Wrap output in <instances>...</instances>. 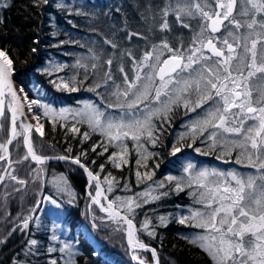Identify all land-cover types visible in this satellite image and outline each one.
Wrapping results in <instances>:
<instances>
[{
	"label": "trees",
	"instance_id": "trees-1",
	"mask_svg": "<svg viewBox=\"0 0 264 264\" xmlns=\"http://www.w3.org/2000/svg\"><path fill=\"white\" fill-rule=\"evenodd\" d=\"M169 3L170 0H48L44 4L39 0H0V50H4L12 59V80L20 89L23 88V94L29 100L38 99L42 103L58 107L75 106L80 100L86 99L99 108H104L115 103L111 97L112 82H108L107 90L101 87L96 91H88V88L98 82L103 83L102 77L107 69L104 62L107 59L113 60V79L120 84L122 74L118 69L121 65L132 75L131 61L124 54L125 50L130 49L139 58L145 50L163 39L173 48L178 47L182 39L187 47L192 32L182 28L173 14L167 17L170 30L160 31L162 9ZM236 18L243 19L240 16ZM185 22L191 25L192 30H199L198 18H185ZM129 33H139L144 39L137 36L128 39ZM223 34V29L221 33H217L218 36ZM105 40L112 41L117 47L106 44ZM93 54L99 59L92 60ZM77 61L88 65L86 74L84 68L77 66ZM93 63L97 64L95 70L91 68ZM57 65L63 66L61 71H53ZM49 71H52L51 75ZM73 77L75 81L72 80ZM61 78L79 90H57L52 81L59 82ZM206 107L208 104L195 112L186 111L182 106L174 108L169 121L155 133L159 137L156 146L146 143L148 151L158 155L149 158L147 168L140 167L139 171H153L155 175L151 181L137 182L135 162L138 156L131 140L126 141L130 150L126 157L129 163L117 169L106 159L117 149L109 147L103 156L97 154L102 148H97L96 152L91 150V146L104 141V137L91 132L86 123H77V120L70 118H57L53 130L50 118L45 117L43 109L35 105L33 111L42 117L44 136L41 138L33 130L30 134L32 146L43 157H75L82 151L86 152L87 158L81 157V160L90 170L98 173L102 180L111 172L119 181V184L114 182L112 192L104 193L109 200L129 196L140 200L138 193L149 189V186L155 187L154 182L163 181L166 188L157 191H167L169 194L156 202L136 208L130 214L139 229V241L155 249L159 264H212L206 252L180 236L181 231L193 228L177 222L178 214L192 205L191 188L185 187L184 191L177 193L171 190L172 184L166 180L169 175L186 176L183 167L187 162L195 166L204 164L221 169L231 168L241 174L243 170L250 169L235 162V153L217 158L220 148L210 149L211 142H202L204 137L196 138L194 144L190 138L177 143L180 131L187 128L186 125L192 122L194 116ZM5 111L6 117L0 120V143H5L9 130V113L6 108ZM154 123L159 128L161 121L154 118ZM74 124L80 129V133L88 131L91 138L81 142V135L70 131ZM174 144L181 147V151L175 156L171 155ZM69 147L72 149L71 153L67 151ZM197 148L200 149L199 152L196 151ZM0 153L2 156L3 152ZM25 155L23 137L20 135L9 145L8 160H0V175H4L7 169L27 181L26 185H19L5 176L3 183H0V264H51L52 260L57 264H66L69 259L74 264H139L132 259L133 250H129L125 243L124 226L107 219L96 209V205L90 207L88 193L91 191L94 195V182L93 187L89 188L88 180L80 168L61 160L38 165L29 159L24 160ZM92 161L95 163H91ZM101 164H104L103 172H100ZM157 164L159 167H156ZM41 168L43 172L38 175L37 170ZM56 176L59 180H66L67 191L57 190L54 183ZM125 184L130 187V191L124 188ZM102 187L107 189V185ZM48 197L55 199L60 207L57 208L45 199ZM41 200L44 202L39 205L29 227L21 230L22 219ZM160 216L167 217L165 226L160 225ZM146 219L150 220V228H154L155 237L143 230L142 225ZM56 223L66 230V243L70 245L71 241V257L59 251L62 248L60 241L52 240ZM14 228L16 230L12 231ZM88 236L91 241L87 239ZM33 239L37 241L35 246L30 245ZM50 248L55 251L50 252ZM94 252H99L100 255H94ZM135 254L145 259L146 264H154L150 251L136 249Z\"/></svg>",
	"mask_w": 264,
	"mask_h": 264
},
{
	"label": "snow or ice",
	"instance_id": "snow-or-ice-1",
	"mask_svg": "<svg viewBox=\"0 0 264 264\" xmlns=\"http://www.w3.org/2000/svg\"><path fill=\"white\" fill-rule=\"evenodd\" d=\"M39 2L47 4L48 0ZM170 14L175 16V21L182 28L192 32L187 47L182 39L176 48L163 39L159 44H153L149 50H145L139 58L135 57L130 49L125 50L124 54L131 61L132 75L130 76L121 65L118 70L122 74V82L117 84L111 71L113 60L107 59L104 62L107 69L102 77L103 83L98 82L88 88V91H96L101 87L107 90L108 82L111 81V97L115 103L109 104L108 107L136 109L138 112L131 113L128 119L123 117L114 119L106 116L99 107L86 104L83 110H78L72 115L74 118L79 117L77 123H86L91 132L105 138L104 141L91 146L92 152L102 148L97 154L103 156L109 147L117 149L106 157L117 169L129 163L126 157L130 150L126 141H133L138 156L135 162L137 165L135 176L140 183L142 180L151 181L155 175L150 170L143 173L139 171L140 167L147 168L149 158L158 155L148 151L146 143L156 146L159 137L155 133L169 121L174 108L182 106L186 111L195 112L208 104L203 116L195 119L191 125H186L188 132L181 133L177 143L190 138L194 144L196 138L204 137L202 142L210 141V149L220 148L221 152L217 158L235 153V162L253 169L254 172L247 175L234 171L193 172L195 165L189 163L184 168L186 178L167 176L166 180L172 184L171 190L177 193L184 191L185 187L195 186V191L190 194L202 205L200 209H189L190 214L187 216L180 215L177 222L203 230L204 235L187 239L190 244L203 249L211 258L212 264H264V0H170L162 9L163 22L160 24V31L170 30L167 20ZM237 16L243 19H237ZM185 18H198L199 30H192L191 25L185 22ZM222 29L224 34L218 36L217 33H221ZM132 36L144 39L139 33H129L128 39ZM105 43L113 48L117 47L110 40H105ZM91 59L95 61L99 57L93 54ZM77 66L84 68L85 74L87 73L88 65L77 61ZM62 68L63 66L57 65L53 71L58 72ZM91 68L95 70L97 64H91ZM13 72L12 59L4 50H0V119L6 117L5 98L11 97L7 106L10 112L11 138L5 143H0V152L5 154L0 156V160L7 158V145H10L17 136L23 135L27 146V155L23 159L28 160L31 157L36 164L43 165L48 157L38 155L31 141L30 134L33 129L41 138L44 136L42 117L33 111V105L43 109V115L49 117L53 123V130L56 119L66 120V114L70 110L57 111L38 99L29 100L27 95L19 97L11 83ZM51 74L52 71H49V75ZM72 80L75 81V77ZM52 83L57 90L70 92L79 90L63 78ZM20 91L23 92V88ZM22 100L27 101L28 113L32 114V119L36 121L35 125L23 122L27 117L23 111L25 104ZM18 117L21 118L19 128L23 132L18 131ZM154 118L161 121L159 128L154 123ZM70 131L81 135V142L91 138L88 131L80 133L75 124L71 126ZM205 133L208 134L205 136ZM67 151L71 153L72 149L69 147ZM180 151L181 147L174 144L171 155L175 156ZM196 151L199 152L200 149L197 148ZM81 157L86 159L87 153L82 151L75 157L59 155L55 158L70 161L83 169L87 174L89 188H92L95 182V195L91 191L88 193L90 207L96 205L101 212L106 213L109 220L126 226L124 231L128 245L133 250L132 259L137 260L139 264H146L145 259L135 254L136 249H142L150 251L156 264H159L155 249L139 241L137 237L139 229L136 228L130 214L136 208L167 196L169 194L167 191H157L166 188L165 183L154 182L155 187L149 186L146 192L137 194L141 197L140 200L135 196L109 200L104 193L112 192L114 182L119 184V181L111 172L102 180L98 173L90 170ZM91 163L94 164L95 161ZM99 168L100 172H103L104 164ZM37 172L39 175L43 169H38ZM5 176L19 185L27 184L26 180L13 175L7 169L4 175H0V183H3ZM54 183L58 191L68 190L64 178ZM102 185H107V189ZM124 188L131 190L127 184ZM45 199L57 208L60 207L55 199L50 197ZM102 199L107 203H102ZM43 202L38 201L30 209L29 215L22 219L21 230L29 227L39 205ZM158 219L161 226L166 225L167 217L160 216ZM150 223V220L146 219L142 228L149 236L155 237V230L150 228ZM95 226L93 223V227ZM52 239L56 240L57 237L53 235ZM36 244L35 239L30 241V245ZM70 249L71 246L65 243L59 251L71 257L73 253ZM49 251L55 249L50 248ZM93 254L100 255L99 252ZM51 264L57 262L52 260ZM66 264L74 262L69 259Z\"/></svg>",
	"mask_w": 264,
	"mask_h": 264
},
{
	"label": "rangeland",
	"instance_id": "rangeland-1",
	"mask_svg": "<svg viewBox=\"0 0 264 264\" xmlns=\"http://www.w3.org/2000/svg\"><path fill=\"white\" fill-rule=\"evenodd\" d=\"M165 56H166V55H165ZM22 93H23V92H22ZM23 96H25V95L23 94ZM10 101H11V97H10V96L5 98V108H6V109H7L8 104L10 103ZM24 104H25V109L28 111L27 106H26L27 101H24ZM86 104H92V105L97 106L95 103H93V102H91V101H89V100H86V99H82V100H80V101L78 102V104L75 105V106H58V107H55V106H53L52 104H49V105H50L53 109H55V110H57V111H59L60 109H69L70 112L66 114V115H67V118L74 119V120H78L79 117H75V118H74L73 115H72V113H74V112H76V111H78V110H83V109H84V106H85ZM97 107H98V106H97ZM141 107H143V105H141ZM207 108H208V107H206L203 111H201L197 116H194V119L192 120V122H193L195 119L199 118L200 116H203L204 113H205V110H206ZM100 110L104 111L106 116H111V117L114 118V119H120V118H122V117H123L124 119H128V118H130V114H131V113H137V112H138V110H136V109H133V110H129V109H127V108H125V109H120V108L108 107V105H107V107L100 108ZM29 115L32 117V114H31V113H29ZM9 118H10V115H9ZM33 121H34V124H33V125H35V124H36V121H35V120H33ZM21 122H22V121H21L20 117H18V118H17V125H18V127H19V125L21 124ZM23 122L26 123V120L24 119ZM27 122H29V121H27ZM192 122H190L189 125H191ZM29 123H30V122H29ZM9 125H10V123H9ZM19 129H20V128H19ZM33 130L35 131V129H33ZM210 131H211V129H210ZM20 132H23V130L20 129ZM185 132H188V127H187V128H184L183 130L180 131V133H185ZM24 134H25V133H24ZM22 137H23V135H22ZM132 142H133V141H132ZM8 152H9V147H8ZM0 155H1V153H0ZM189 163H191V162H187V163L184 165V167H183V172H184V168H185V167L187 166V164H189ZM192 164H193V163H192ZM202 170H206V171H209V172L216 171V172H221V173H228V172H233V171L236 172L235 170H232L231 168H224V169H221V167H218V166H214V167H213V166L204 165V164H200V165H198V166H195V168L193 169V172H199V171H202ZM242 170H243V169H242ZM252 172H254L253 169H249V170L245 169V170H243L242 174H243V175H247V174L252 173ZM237 173H238V172H237ZM239 174H241V173H239ZM185 175H186V174H185ZM183 177L186 178V176H183ZM57 181H59V177L56 176V181H55V182H57ZM56 188H57V187H56ZM147 190H148V189H145V190H143L142 192H146ZM193 191H195V186H193V188H191V190H190L191 193H192ZM60 192H61V191H60ZM94 195H95V191H94ZM191 197H192V205L185 207V208H184V209L178 214V217H179L180 215H185V216L189 215V214H190V213H189V209L196 210V209H200V208L202 207V205H200L199 203L196 202V199L194 198L193 195H192ZM96 209H97L100 213L104 214V215L106 216V218H107L106 213L101 212L100 209H99V207L96 206ZM107 219H108V218H107ZM53 233H54L53 235H55V236L57 237L56 240L60 241V243H61V247H63L64 244L68 241V240L66 239V236H67V234H66V230L61 226V224L56 223V224H54V232H53ZM204 234H205V233L203 232V230L198 229V228L186 229V230H183V231L180 232V236H182L183 238H186V239H187L188 237H193V236H196V235H204ZM87 239L91 241V239H90L89 236H88ZM52 240H53V239H52ZM56 240H54V241H56ZM187 240H188V239H187ZM69 243H70V246H71V241H70ZM70 250H71V249H70ZM130 250H132V249H130ZM202 250H203V249H202ZM135 261H137V260H135Z\"/></svg>",
	"mask_w": 264,
	"mask_h": 264
},
{
	"label": "water",
	"instance_id": "water-1",
	"mask_svg": "<svg viewBox=\"0 0 264 264\" xmlns=\"http://www.w3.org/2000/svg\"><path fill=\"white\" fill-rule=\"evenodd\" d=\"M11 83H14L16 86H18V85L12 80V77H11ZM8 113H9V115H10V112H8ZM0 120H1V119H0ZM25 120H26V123H28V122H27V119H25ZM10 130H11V125H9V130H8V135H7V140L11 138ZM26 134H27V133H25V135H26ZM7 140H6V141H7ZM6 141H5V142H6ZM7 147H9V145H7ZM23 147H24L25 153H26V155H27V146H26L25 143H24V139H23ZM3 155H5V154L3 153ZM3 155H2V156H3ZM8 156H9V152L7 153L6 161L8 160ZM29 160L32 161V160H31V157H29ZM54 160H58V159H56L55 157H48V159L45 161V163H46V162H49V161H54ZM32 162H34V161H32ZM68 162H70V161H68ZM70 163H71V162H70ZM74 165H75V164H74ZM75 166H77L78 168H80L78 165H75ZM80 169H81V168H80ZM81 171L83 172V174H84L85 177L87 178V174L83 171V169H81ZM1 175H3V173H2ZM87 180H88V178H87ZM94 183H95V182H94ZM102 203L106 204L107 201H104V200L102 199ZM124 228H126V226H124ZM125 243H126L128 249L130 250V247H129L128 242H127L126 233H125ZM154 264H156V260H155V259H154Z\"/></svg>",
	"mask_w": 264,
	"mask_h": 264
},
{
	"label": "bare ground",
	"instance_id": "bare-ground-1",
	"mask_svg": "<svg viewBox=\"0 0 264 264\" xmlns=\"http://www.w3.org/2000/svg\"><path fill=\"white\" fill-rule=\"evenodd\" d=\"M12 86L17 91L18 96L21 97V98H23L24 96H23V93L20 91V87L19 86H16L14 83H12ZM22 103H24L23 100H22ZM23 111H24V113H25V115L27 117V121H29L31 124H34V121H33L32 117L29 115V113L25 109V107H24Z\"/></svg>",
	"mask_w": 264,
	"mask_h": 264
}]
</instances>
